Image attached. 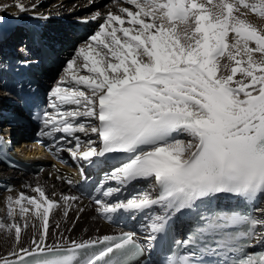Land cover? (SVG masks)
<instances>
[{
  "label": "snow or ice",
  "instance_id": "snow-or-ice-1",
  "mask_svg": "<svg viewBox=\"0 0 264 264\" xmlns=\"http://www.w3.org/2000/svg\"><path fill=\"white\" fill-rule=\"evenodd\" d=\"M126 2L136 10L120 9L127 21L117 14L105 18L92 43L67 65L71 70L82 58L86 74L71 73L76 87L53 89L49 107L55 112L38 118L45 135L74 136L68 149L73 158L90 165L100 158L115 162L96 189L98 211L108 218L121 211L141 215L151 221L148 232L48 245L54 202L21 193L8 198V216L16 205L20 217L33 206L42 231L0 264H137L144 257L145 264H264V207L254 209L261 214L256 217L222 203L264 201V28L240 11L264 19V0ZM65 104L77 107L62 110ZM76 133L89 138L81 141ZM107 181L117 186L104 187ZM139 181L155 191L123 195ZM34 191L45 197L40 187ZM177 214L190 228L166 245ZM13 229L19 245L22 226H8ZM257 245L260 250L248 251ZM173 248L185 254H171Z\"/></svg>",
  "mask_w": 264,
  "mask_h": 264
},
{
  "label": "bare ground",
  "instance_id": "bare-ground-1",
  "mask_svg": "<svg viewBox=\"0 0 264 264\" xmlns=\"http://www.w3.org/2000/svg\"><path fill=\"white\" fill-rule=\"evenodd\" d=\"M67 1L68 0H0V5L3 6L0 8V16L3 17V21L0 22V25H16L12 26L10 36L5 44H0V56L5 55L4 51H2L4 47H7L11 53L14 52L15 46H17V42L20 40V36L24 32L23 26H31L35 22L40 21L46 23L44 28V37L56 49H59L57 50L58 59L64 58L71 49L70 44L73 42L72 39L80 40L82 38H86V42L81 44L79 48L85 47L86 43H92L90 41V37L101 30V25L105 23V18L109 14L121 15L122 18L127 21V19H129L127 14L121 13L120 9L128 8L129 10H136L134 5H130L127 2L119 3L112 1L107 5H103L104 1L109 0H73V3L71 4L67 3ZM47 2H49V5L48 7H45V3ZM248 2L258 4L259 0H248ZM89 3H94V5L90 6ZM213 3H216V0H213ZM16 5H23L24 10H21ZM240 11L247 12V16L244 18L253 25L257 26L258 29L264 28V19L259 17L257 13L250 12L242 7ZM74 13H76V15H74ZM52 15L59 17V19L52 21L47 20V17ZM91 17L96 18L95 25L90 28L92 33L88 32L85 35L78 36L65 35L64 30L66 28L74 29L72 26L74 21ZM62 18L68 21L67 25L63 22L64 20H62ZM124 26L128 27L129 25L126 22ZM53 32L56 34H53ZM118 35H122V33H118ZM27 38L28 36H25L23 39ZM65 38L68 40L66 41ZM21 40L19 41L20 46H22ZM251 46L254 47L255 45L253 44ZM254 56L259 58L260 54L255 53ZM76 58L77 53L74 59ZM77 60V64L74 66L73 71L66 67L65 71L61 73L58 80L53 85L54 89L58 85L66 88L76 87L75 81L72 80L71 73H77L78 75L86 74V70L81 68L82 58ZM236 78H240L239 73ZM46 80L47 82H50L51 85V74L48 72H46ZM78 87H80L81 90L87 91L82 85ZM1 93L2 91L0 90V95ZM4 99L5 98L3 97V102ZM66 105L69 110L77 107L75 105ZM83 120H87V118H84ZM15 133L18 134V130H16ZM75 136H79L81 141H85L89 138L84 133H76ZM92 138L94 139L95 137ZM19 142L20 141H18V146H20ZM70 143H72V141H70ZM40 153L42 154V151ZM61 155L65 157L67 156L65 153H61ZM51 166L52 169H49L38 177H24L15 172L4 171L0 168L1 177L6 176L11 180L20 182V186L16 191L11 194H3L0 197V224L5 225V227L0 228V258L14 259L11 253L20 245L28 247L34 238H39L42 231V220L35 214L33 206H29L30 211L25 214L24 217H20L17 215L19 212V206L16 205L14 206L13 216H8L10 208H13V205L9 202L8 198L12 197L13 200H15L21 193L26 194L27 197H36L38 201L46 198L47 200L54 202V206L50 209L48 215L46 236V243L48 245L61 242H67L70 244L72 241L80 242L93 240L101 235H106L113 231L114 227L110 226L111 223L119 224L117 227L119 228L118 230L129 227V229L135 230L137 235L141 238L147 234V226L151 221L148 218L141 219V215H136L135 218H132L133 214L128 212L108 218V216L98 211L99 205L88 201L85 197H82L79 194V199L74 202L71 200H63L64 196H74L77 193H81V187L85 186L84 184L90 183L94 179L95 173L98 172L97 170H99L102 166V162L97 163L96 161L94 164H87L85 167L88 173L77 172L76 174L56 164H51ZM25 181H29L31 184L29 191L21 188L23 182ZM106 183H109L108 186H116L115 181H107ZM36 187H40L45 192L44 198H41L39 193L34 191ZM136 190L155 191L151 185L147 187L146 183L137 185ZM21 203L25 204L26 201H21ZM46 206L47 204H44V207ZM260 207H264V201ZM41 212H43V208H41ZM260 215L261 214L258 211H255L256 217H260ZM17 222H19L22 226L19 245L16 243L14 238V229L12 232L8 231V226ZM181 223L182 220L177 217L176 224L180 226Z\"/></svg>",
  "mask_w": 264,
  "mask_h": 264
},
{
  "label": "rangeland",
  "instance_id": "rangeland-1",
  "mask_svg": "<svg viewBox=\"0 0 264 264\" xmlns=\"http://www.w3.org/2000/svg\"><path fill=\"white\" fill-rule=\"evenodd\" d=\"M67 3L71 4V3H73V0H68ZM108 3H109V1H104L103 5H107ZM89 4H90V6L91 5H94V3H89ZM48 5H49V2L45 3V7H48ZM74 15H76V13H74ZM80 45H81V41L80 42H76V44L74 45V47L72 49H70L71 51L70 50H69L70 52L68 51L69 52V53H67L68 55L67 56L65 55L66 57H64L65 59L63 60V63L61 65V68L58 70L57 74L54 75V77L51 74V85L52 86L54 85V84H52V81L54 80L56 82L58 80L59 76L61 75V73H63L65 71V68L67 67V64L70 62V60H73L74 59V57L76 56V53H77L78 48H79ZM61 59H63V58H61ZM71 70L73 71V69H71ZM148 186H149V184H147V187Z\"/></svg>",
  "mask_w": 264,
  "mask_h": 264
}]
</instances>
